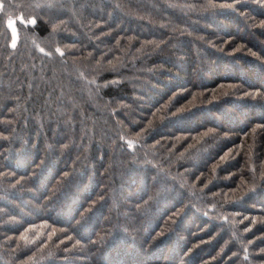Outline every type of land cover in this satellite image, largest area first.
I'll return each instance as SVG.
<instances>
[{"label": "trees", "instance_id": "16d2710c", "mask_svg": "<svg viewBox=\"0 0 264 264\" xmlns=\"http://www.w3.org/2000/svg\"><path fill=\"white\" fill-rule=\"evenodd\" d=\"M0 5V264H264V0Z\"/></svg>", "mask_w": 264, "mask_h": 264}, {"label": "snow or ice", "instance_id": "6c2138e0", "mask_svg": "<svg viewBox=\"0 0 264 264\" xmlns=\"http://www.w3.org/2000/svg\"><path fill=\"white\" fill-rule=\"evenodd\" d=\"M216 5H214V4H209V5H207V7H215ZM0 7H2V5H0ZM21 21L22 22H24V18L23 17H21ZM31 23L32 24H35L36 23V20H35V18H33L32 20H31ZM262 23H264V22H262ZM13 24H14V22L13 21H9V26L10 27H12L13 26ZM15 32H16V29H15V27H13V33L15 34ZM13 46H15V44L13 43ZM41 51H43V49H41ZM57 51H60V49H57ZM62 54V53H61ZM128 144H129V146H131L132 145V141H128Z\"/></svg>", "mask_w": 264, "mask_h": 264}, {"label": "rangeland", "instance_id": "374dc122", "mask_svg": "<svg viewBox=\"0 0 264 264\" xmlns=\"http://www.w3.org/2000/svg\"><path fill=\"white\" fill-rule=\"evenodd\" d=\"M11 21L14 22L13 26L11 27L12 32H13V27H15V29H16V26H15V21L14 20H11ZM13 36H14V43H15L16 42V39H17V30H16L15 34L13 33Z\"/></svg>", "mask_w": 264, "mask_h": 264}]
</instances>
